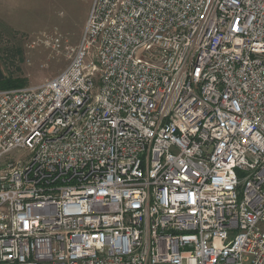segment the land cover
Returning a JSON list of instances; mask_svg holds the SVG:
<instances>
[{
	"label": "built area",
	"instance_id": "1",
	"mask_svg": "<svg viewBox=\"0 0 264 264\" xmlns=\"http://www.w3.org/2000/svg\"><path fill=\"white\" fill-rule=\"evenodd\" d=\"M68 60L0 90V264H264V0H93Z\"/></svg>",
	"mask_w": 264,
	"mask_h": 264
},
{
	"label": "rangeland",
	"instance_id": "2",
	"mask_svg": "<svg viewBox=\"0 0 264 264\" xmlns=\"http://www.w3.org/2000/svg\"><path fill=\"white\" fill-rule=\"evenodd\" d=\"M93 0H0V67L28 87L54 79L69 64ZM61 36L55 47L54 34ZM19 153L15 156L18 158Z\"/></svg>",
	"mask_w": 264,
	"mask_h": 264
},
{
	"label": "trees",
	"instance_id": "3",
	"mask_svg": "<svg viewBox=\"0 0 264 264\" xmlns=\"http://www.w3.org/2000/svg\"><path fill=\"white\" fill-rule=\"evenodd\" d=\"M26 83L20 78L6 76L0 67V90H16L25 88Z\"/></svg>",
	"mask_w": 264,
	"mask_h": 264
}]
</instances>
